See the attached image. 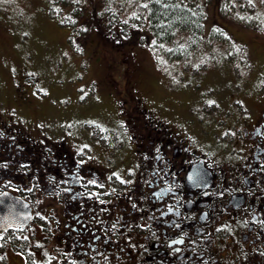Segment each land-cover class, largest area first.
<instances>
[{"label": "flooded vegetation", "instance_id": "1", "mask_svg": "<svg viewBox=\"0 0 264 264\" xmlns=\"http://www.w3.org/2000/svg\"><path fill=\"white\" fill-rule=\"evenodd\" d=\"M260 40L241 45V86L219 102L188 98L190 117H181L136 99L114 116L109 138L80 148L82 157L67 137L35 140L0 113V195L29 203L33 214L27 225L0 229V260L264 264Z\"/></svg>", "mask_w": 264, "mask_h": 264}, {"label": "rangeland", "instance_id": "2", "mask_svg": "<svg viewBox=\"0 0 264 264\" xmlns=\"http://www.w3.org/2000/svg\"><path fill=\"white\" fill-rule=\"evenodd\" d=\"M205 5L204 44L183 62L150 46L153 36L145 26L126 38L109 27L107 40L82 25L88 19L81 17L73 26L64 22L65 11L53 18L45 0H0L2 115L11 112L7 121L14 116L12 126L35 140L67 137L79 151L95 145L97 137L109 138L108 131L119 124L114 121L118 108H136V99L154 111L190 117L188 98L216 99L241 86L238 76L247 64L241 45L251 48V40L264 38V0H207ZM216 27L224 39L210 36ZM227 61L238 73L222 65ZM80 134L89 136L78 139ZM10 255L4 254L1 264Z\"/></svg>", "mask_w": 264, "mask_h": 264}, {"label": "trees", "instance_id": "3", "mask_svg": "<svg viewBox=\"0 0 264 264\" xmlns=\"http://www.w3.org/2000/svg\"><path fill=\"white\" fill-rule=\"evenodd\" d=\"M48 2L52 5L50 11L54 18L61 17V13L63 15L65 11L64 22L73 26L81 17L85 21L88 19L86 22L82 21V25L95 28L107 40L110 38L107 34L109 27H117L119 35L126 38L130 30L145 26L153 36L150 46L157 48L160 53L162 51L173 61L190 60L204 44L207 0H140L137 4L139 11L135 7L136 0ZM133 7L135 8L132 10ZM214 36L219 37V34L214 32L211 37Z\"/></svg>", "mask_w": 264, "mask_h": 264}, {"label": "water", "instance_id": "4", "mask_svg": "<svg viewBox=\"0 0 264 264\" xmlns=\"http://www.w3.org/2000/svg\"><path fill=\"white\" fill-rule=\"evenodd\" d=\"M0 195V229L10 225H27L32 219V209L29 203L23 202L19 205L13 198Z\"/></svg>", "mask_w": 264, "mask_h": 264}]
</instances>
